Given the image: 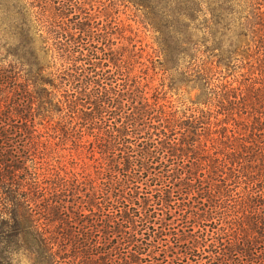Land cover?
Returning <instances> with one entry per match:
<instances>
[{
  "label": "trees",
  "instance_id": "16d2710c",
  "mask_svg": "<svg viewBox=\"0 0 264 264\" xmlns=\"http://www.w3.org/2000/svg\"><path fill=\"white\" fill-rule=\"evenodd\" d=\"M81 2L17 0L3 27L0 100L17 108L0 116V256L23 242L35 264H264V0L165 1L197 90L183 110L119 77ZM57 95L106 134L85 198L25 162V123Z\"/></svg>",
  "mask_w": 264,
  "mask_h": 264
},
{
  "label": "rangeland",
  "instance_id": "374dc122",
  "mask_svg": "<svg viewBox=\"0 0 264 264\" xmlns=\"http://www.w3.org/2000/svg\"><path fill=\"white\" fill-rule=\"evenodd\" d=\"M81 1L83 9L91 13L96 24L99 23L103 34L108 31L109 35L104 37L109 39L108 47L117 51V61L121 66L119 77L144 90L150 101H158L168 110H183L195 98L197 90H191L187 84L188 58L176 52L180 41L170 27L173 17L165 12L166 0ZM16 2L0 0V37L3 42H10L12 38L3 27L12 20L9 11L13 10ZM2 59L5 65L13 61L4 48H0ZM58 99L57 95L50 112L44 111L47 116L39 115L34 119L30 116L25 123L28 135L25 141L37 149L36 157L25 162L52 178L58 175L69 182H76L85 198L86 183L96 178L100 162L106 157L102 147L105 141L102 136L106 134L98 132L90 112H82L72 119L61 110ZM13 101L11 98L0 100L2 118L12 108L16 112L14 108L17 105ZM27 105H30L29 102L22 106L23 110L31 111L32 107ZM13 117L11 123L16 125L17 118ZM19 140L18 136H12L10 143L16 147ZM7 251L4 252L6 257L0 256V264H35L26 243L11 244Z\"/></svg>",
  "mask_w": 264,
  "mask_h": 264
}]
</instances>
